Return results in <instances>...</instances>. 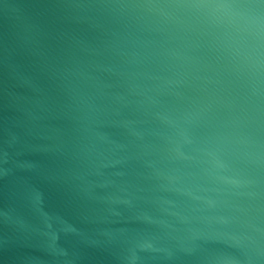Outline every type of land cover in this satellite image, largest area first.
I'll return each instance as SVG.
<instances>
[{
  "label": "water",
  "instance_id": "water-1",
  "mask_svg": "<svg viewBox=\"0 0 264 264\" xmlns=\"http://www.w3.org/2000/svg\"><path fill=\"white\" fill-rule=\"evenodd\" d=\"M145 3L0 0V264H264V138L206 107L211 53L174 74Z\"/></svg>",
  "mask_w": 264,
  "mask_h": 264
},
{
  "label": "clouds",
  "instance_id": "clouds-1",
  "mask_svg": "<svg viewBox=\"0 0 264 264\" xmlns=\"http://www.w3.org/2000/svg\"><path fill=\"white\" fill-rule=\"evenodd\" d=\"M140 8L162 19L177 42L168 60L181 79L207 80L203 60L194 53L213 55L215 88L206 107L226 110L230 135L242 142L264 138V118L254 112L246 91L264 79V8L257 0H146Z\"/></svg>",
  "mask_w": 264,
  "mask_h": 264
}]
</instances>
